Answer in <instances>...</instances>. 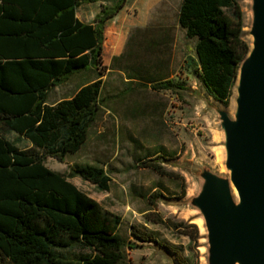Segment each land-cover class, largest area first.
<instances>
[{
    "label": "trees",
    "instance_id": "obj_1",
    "mask_svg": "<svg viewBox=\"0 0 264 264\" xmlns=\"http://www.w3.org/2000/svg\"><path fill=\"white\" fill-rule=\"evenodd\" d=\"M87 1L99 0H0V264H128L126 242L119 232L122 217L45 164L47 157L64 161L83 147L106 98L105 23L126 0H113L116 4L107 6L109 13L101 2L105 14L99 13L94 22L77 14ZM178 20L186 36L196 39L189 64H195L206 92L228 106L249 48L242 35L241 0H181ZM165 68L167 63L160 58L153 73L141 69L128 73L127 80L168 88L172 83ZM81 72L94 77L90 74L72 96L48 102L55 86ZM10 131L33 146L19 147L7 137ZM142 134L129 135L135 157L158 179L147 187L133 183L135 193L149 204L141 212L147 222L187 229L196 254L160 243L146 228L132 225V233L141 242L167 245L183 264H198V225L152 211L159 199L187 194L185 175L166 166L181 156L176 139L171 136L167 145L156 132ZM105 166L77 162L72 173L110 190L112 179Z\"/></svg>",
    "mask_w": 264,
    "mask_h": 264
},
{
    "label": "rangeland",
    "instance_id": "obj_2",
    "mask_svg": "<svg viewBox=\"0 0 264 264\" xmlns=\"http://www.w3.org/2000/svg\"><path fill=\"white\" fill-rule=\"evenodd\" d=\"M105 2L109 3L110 0ZM180 2L181 0H129L128 11L125 10L107 21L104 30L103 69L105 73L108 67L112 71L105 76L107 78L103 76V96L106 98L102 108L90 129L87 141L77 153L69 154L64 161L53 157L45 159L49 168L66 175L102 207L122 217L119 232L126 242L128 264H161L162 260L154 242H141L135 238L132 225L154 231L160 243L182 248L186 255L194 257L196 254L195 243L190 240L187 229L171 230L146 221L145 214L141 211L147 209L148 201L135 193L133 183L137 187H147L157 181L158 174L144 168L135 157L134 144L129 135L141 138L142 131L156 132L167 145L172 136L176 139L174 146H177L181 156L197 151L212 163L218 164L216 130L190 91L198 85L203 90L205 88L194 72L195 64H189L190 57L195 56L196 39L188 38L186 30L178 23ZM105 8L109 13L110 8ZM96 12L105 14L98 3H92L85 5L78 14L90 22L94 21ZM167 24L170 25L169 28ZM148 44L151 45L150 49L146 48ZM160 58L167 59V70L172 73V84L168 88L155 89L152 85L143 86L134 79L127 80L128 68L141 64L151 69ZM90 74L94 76L92 72L77 73L68 81L55 86L49 94L48 102L54 103L72 96L90 78ZM162 121L168 129H163ZM7 137L21 148L33 146L29 140L18 137L14 131L8 132ZM147 144L153 142L149 141ZM77 162L105 163L106 171L112 179L110 190L72 173V166ZM166 166L171 168L170 165ZM182 173L187 180L188 192L190 179L183 171ZM152 211L163 218L190 222L188 215L177 211L166 200L159 199ZM196 249L198 264H201L200 234Z\"/></svg>",
    "mask_w": 264,
    "mask_h": 264
},
{
    "label": "water",
    "instance_id": "obj_3",
    "mask_svg": "<svg viewBox=\"0 0 264 264\" xmlns=\"http://www.w3.org/2000/svg\"><path fill=\"white\" fill-rule=\"evenodd\" d=\"M241 4L249 48L230 104L199 85L190 90L214 125L219 162L197 151L169 162L190 179L185 196L166 202L200 221L201 264H264V0ZM154 243L161 264H183L167 245Z\"/></svg>",
    "mask_w": 264,
    "mask_h": 264
},
{
    "label": "crops",
    "instance_id": "obj_4",
    "mask_svg": "<svg viewBox=\"0 0 264 264\" xmlns=\"http://www.w3.org/2000/svg\"><path fill=\"white\" fill-rule=\"evenodd\" d=\"M101 2H103L105 6H112V7H114V5L116 4V2H114L113 0H110L109 3H106L105 0H99V1H96V2H95V1H94V2L87 1V2L83 3V4L81 5V7H79V9H78V13H79V10L82 9V8H84L85 5L92 4V3H98V4H99V7H100V3H101ZM128 3H129V0H126L124 6H123V7H122V8H121L116 14H114L111 18H114V17L118 16L120 13L124 12L125 10L128 11V8H127V6L129 5ZM180 4H181V2H180ZM179 9H180V6H179ZM179 9H178V13H177V19H178ZM78 13H77V14H78ZM99 13H100V12H96V13H95V17L93 18L94 20H95L96 16H97ZM78 17H79L80 19L86 21V22H89V21H87V20L81 18V17L79 16V14H78ZM111 18H109V19H111ZM109 19H108V20H109ZM108 20H107V21H108ZM107 21H106V23H107ZM90 22H94V21H90ZM106 23H105V27H106ZM178 23H179V20H178ZM179 25H180V23H179ZM180 26H181V25H180ZM169 27H170V25L167 24V28H169ZM104 30H105V28H104ZM164 30H165V29H164ZM104 41H105V40H104ZM103 45H104V44H103ZM162 46H165V44H163ZM146 48H147V49H150V48H151V45L148 44V45L146 46ZM103 52H104V48H103ZM102 57H103V65H104L105 62H104V56H103V53H102ZM162 59H163L164 61L167 60V59H164V58H162ZM157 61H158V60H157ZM157 61H155V63L153 64V67H152L151 69H149V68H147V67L141 68V67H142L141 64H138V65L134 66L133 68H128V69H129L128 73H131V74H137V72H138L139 70H141V69H142V71L145 70L146 73H149V72H152V73H153L154 70H155V69H154V66H155V64L157 63ZM166 63H168V62H166ZM104 66H105V65H104ZM111 71H112V69H110V67H108L106 73L111 72ZM165 74H166V75H169L170 77H171V75H172V73H169V72H168L167 68H165ZM105 76H107V74H105L104 77H105ZM93 77H94V76H93ZM93 77H91V79H92ZM105 78H106V77H105ZM155 78L157 79V78H161V77H159V76L156 75ZM88 80H89V79H88ZM86 81H87V80H86ZM91 127H92V126H91Z\"/></svg>",
    "mask_w": 264,
    "mask_h": 264
},
{
    "label": "bare ground",
    "instance_id": "obj_5",
    "mask_svg": "<svg viewBox=\"0 0 264 264\" xmlns=\"http://www.w3.org/2000/svg\"><path fill=\"white\" fill-rule=\"evenodd\" d=\"M216 156H217V161L219 162V157H220V151H219V149L216 150ZM195 222L198 223L199 226L201 225L199 220H195ZM202 250L203 249L201 248V251Z\"/></svg>",
    "mask_w": 264,
    "mask_h": 264
}]
</instances>
